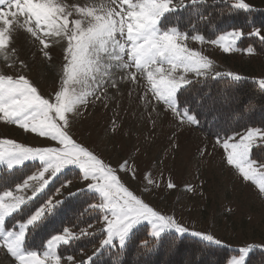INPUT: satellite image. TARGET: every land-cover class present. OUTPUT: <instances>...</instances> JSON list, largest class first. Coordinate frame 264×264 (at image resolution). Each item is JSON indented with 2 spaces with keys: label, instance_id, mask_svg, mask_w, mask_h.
I'll return each mask as SVG.
<instances>
[{
  "label": "snow or ice",
  "instance_id": "6c2138e0",
  "mask_svg": "<svg viewBox=\"0 0 264 264\" xmlns=\"http://www.w3.org/2000/svg\"><path fill=\"white\" fill-rule=\"evenodd\" d=\"M209 2L188 0L196 19L189 29L182 31L169 21V16L183 7L185 0H180L179 5L173 0H103L100 4L72 5L71 10L64 0H0V54H7L17 29L38 41L43 46V55L49 59L47 49L50 43L57 38L66 41L61 77L52 97H45L24 74L0 72V121L53 142L48 146L33 147L0 138V183L4 182L5 169L15 170L26 162H38L23 182L17 183L13 189L0 191V248L5 249L16 264H62L58 251L61 246H71L97 234L103 236L99 246L79 264H97L105 251L111 254L113 250V264H122L129 242L145 223L150 226L148 236L155 243L149 246L148 240L141 241L139 248L143 249L144 255L155 253L172 233L181 237L190 234L210 245L229 247L212 234L190 231L173 215L164 214L147 202L143 191H149L147 186L155 183L150 173L142 177L146 187L138 194L122 182L118 174L126 171L132 179L137 178V168L129 167L127 158L114 167L97 152L78 142L72 134L73 116L79 114L80 107H87L90 97L96 100L106 97L105 85L111 80L113 70L122 71L124 79L130 78L134 82L139 73L146 80L145 97L151 93V99L170 111L179 124L199 126L198 117L205 108L207 96L193 94L192 89L198 81L189 79L188 74L193 73L197 78L211 76L213 61L201 51L189 47L186 41L191 31L196 33L191 35L193 41L205 42L206 37L199 34L196 24L209 17L197 9ZM212 2L229 4V16L233 9L252 10L246 0ZM247 35L264 43V34L258 27ZM244 36L242 28L230 27L219 31L207 42L218 46L224 53L243 51L254 54L255 48L251 45L238 47V41ZM20 65L26 67L24 61H20ZM218 77H227L233 82L244 79L233 72H215L214 78ZM258 83L264 90V79ZM112 86L116 87L115 81ZM84 87L87 90H81ZM249 107L254 110L255 105ZM213 110L209 108L208 112ZM215 142L222 149L226 166L234 169L243 181L252 183L258 195L264 197V162L252 158L253 149L264 146V129L248 127L231 135L217 133ZM69 173L76 174L85 187L70 191L65 199L47 196L51 185ZM70 186L71 181L66 179L55 189V194ZM155 187L159 188L160 184L155 183ZM166 187L174 189L176 185L169 179ZM84 194L96 197L84 212L99 214L103 222L99 233L85 228L77 233L66 226L61 232L51 234L41 249L26 246L28 236L43 232L61 218L70 198ZM44 196L47 199H43ZM9 220H13L12 226L8 225ZM91 227L88 225V229ZM167 243L170 250L175 249V240ZM257 249L264 250V244L241 246L234 250L235 254L227 259L226 264H248L249 254ZM66 259L77 264L71 255Z\"/></svg>",
  "mask_w": 264,
  "mask_h": 264
},
{
  "label": "rangeland",
  "instance_id": "374dc122",
  "mask_svg": "<svg viewBox=\"0 0 264 264\" xmlns=\"http://www.w3.org/2000/svg\"><path fill=\"white\" fill-rule=\"evenodd\" d=\"M101 2L103 0H64L70 10L72 5ZM246 2L252 8H264V0ZM173 3L179 5L180 0H173ZM186 3L188 0H185ZM261 33L264 34L263 29ZM186 43L213 61L211 76L215 72H233L264 79L262 54H247L243 51L224 53L207 40L203 43L193 41L191 35ZM42 47L25 31L17 29L13 33V41L7 54H0V72L9 75L24 74L45 97H52L61 77L66 41L57 38L50 43L47 51L51 59L43 55ZM12 49H15L14 53ZM20 61H24L26 67L21 68ZM124 75L120 70H113L111 80L105 85L106 97L101 100L90 97L87 107L78 109L79 114L73 116L74 138L114 167H118L127 158L129 167L137 168V178L132 179L131 174L126 171L118 174L122 182L138 194L146 187L142 177L145 173H150L153 181L159 183L160 187H155V183L148 185L149 191H143V198L162 213L173 215L190 231L212 234L223 241L224 245H236L238 248L250 242L264 244V197L258 195V190L252 183L243 181L234 169L226 166L222 159V149L216 144L215 137H209L196 128V125L179 124L170 111L151 99V93L145 97L146 80L142 75L138 73L135 82L130 78L124 79ZM188 77L202 78L195 77L193 73L188 74ZM112 81L116 82V87L112 86ZM81 90H87V87ZM0 138L12 139L33 147L53 143L3 121H0ZM69 176L73 178L70 180V187L63 188L60 194H55L54 190L48 196L60 200L70 191L85 187L76 174L69 173ZM169 179L176 185L174 189L166 187ZM14 187L15 185L8 189ZM30 194L29 191L28 195ZM89 225L92 227L88 229L87 226L86 229L92 232L103 228L101 219ZM147 228L149 232L150 226ZM71 230L77 233L80 231L74 228ZM99 242L71 256L79 264L92 255ZM67 256L69 255L61 256L62 264H71L66 259ZM0 264H16V261L5 249L0 248Z\"/></svg>",
  "mask_w": 264,
  "mask_h": 264
},
{
  "label": "trees",
  "instance_id": "16d2710c",
  "mask_svg": "<svg viewBox=\"0 0 264 264\" xmlns=\"http://www.w3.org/2000/svg\"><path fill=\"white\" fill-rule=\"evenodd\" d=\"M201 10L204 16L209 18L197 23L196 28L199 34L206 37V40L214 38L221 30L239 27L244 30L245 36L241 41H238V47L246 48L251 45L255 48V53L264 55V43L257 37L246 34L254 27L264 30V8H252L251 11L247 12L233 9L232 15L229 16L227 15L229 4L215 3L210 0L209 3L198 6L197 11ZM194 19H196V15L189 3L169 16V21L177 24L182 31L189 29ZM194 34L196 33L189 32V36ZM194 80L198 82L192 89L193 94L199 93L207 96L204 101L205 108L198 117L199 126L196 128L209 137H215L217 133L221 135L239 133L248 127L264 129V90H261L256 79L244 77L241 81L233 82L227 77L214 78V76H209ZM197 101H200L199 95ZM250 105H255L254 110L249 107ZM209 108L214 110L208 112ZM206 112L208 114H205ZM252 158L264 162V146L254 148ZM37 164L28 162L15 170L4 171V182L0 183V191L22 182L35 170ZM70 177L69 174L60 176L49 188L47 196L63 184L66 179H73ZM47 196H44L43 199ZM95 201L96 198L90 194H84L79 198H70L61 218L43 232L28 236L26 246L33 250H39L51 234L61 232L66 226L78 230L86 229L89 224L98 222L100 220L98 213L84 212L86 206ZM12 224L13 220H9L8 225L11 226ZM94 232L99 233L100 231ZM147 233V225L141 226V231L129 242L126 253L123 255L122 264H226L227 259L235 254L233 247L210 245L197 237L190 235L181 237L172 233L168 235L164 244L155 253L144 255L142 254L143 249L139 248L141 241L148 240L149 246L155 243ZM102 237L100 234L94 237H85L71 246H61L58 251L61 256L78 254L96 245ZM168 240H175L174 250L169 249ZM114 255L115 250L111 254L105 251L97 260V264H113ZM248 264H264V250L257 249L250 253Z\"/></svg>",
  "mask_w": 264,
  "mask_h": 264
},
{
  "label": "crops",
  "instance_id": "0c3cea01",
  "mask_svg": "<svg viewBox=\"0 0 264 264\" xmlns=\"http://www.w3.org/2000/svg\"><path fill=\"white\" fill-rule=\"evenodd\" d=\"M242 77H247V76H242ZM250 78H254V77H250ZM256 79L257 81H259L260 79H257V78H254ZM250 243H256V244H263L261 242H250ZM229 247H233V248H238L236 245H228Z\"/></svg>",
  "mask_w": 264,
  "mask_h": 264
}]
</instances>
